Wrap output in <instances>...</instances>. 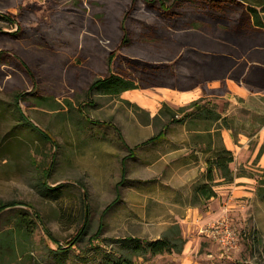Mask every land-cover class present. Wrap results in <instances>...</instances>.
<instances>
[{
    "label": "rangeland",
    "instance_id": "obj_1",
    "mask_svg": "<svg viewBox=\"0 0 264 264\" xmlns=\"http://www.w3.org/2000/svg\"><path fill=\"white\" fill-rule=\"evenodd\" d=\"M163 1L165 8L186 13L197 11L202 2ZM238 1L254 2L237 0L223 5L221 12L234 28L245 17ZM160 5V0H0V201H21L33 207L18 205L0 214V264H100L110 248L108 239L134 235L148 240L160 238L171 235L172 225H178L183 239L184 235L195 234L188 252L195 262L186 264H264V167L258 166L264 160V88L242 83H236L237 87L228 79L215 80L206 85L216 92L198 90L189 96L185 92L190 88L158 85L161 77L152 74L145 64L129 65V59L134 58L153 66H170L192 46L201 52L194 55L198 59L207 51L240 53L243 47L239 43L262 42L264 33L235 38L238 44L234 46L197 17L190 18L192 26L181 21L179 27H173L169 18L158 14ZM125 30L128 34L123 44ZM186 42L189 45L185 46ZM111 51L116 52L113 64L108 60ZM19 60L33 70L35 82ZM111 69L138 86L115 96L103 88L88 92L90 84L107 76ZM185 72L183 68L178 73ZM163 90L173 95L164 96ZM132 91L155 97L154 108L129 97ZM17 93H24L19 105L25 115L52 142L20 118L15 106ZM202 98L201 104L225 117L226 122L217 121L222 142L225 144V137L237 144L242 159L233 164V181L239 177L236 185L242 190L249 188L238 195L228 188L223 196L232 227L240 234V246L235 251L222 249L201 234L198 225L190 230L184 220L188 207L200 204L192 192L202 179L194 177L196 168L202 165L193 162L190 150L178 146L192 140L196 130L210 122L174 119L183 117L179 108ZM85 118L118 130L120 140L132 148L133 154L105 146L110 151L106 163L93 160L89 166L79 164L70 172L53 165L44 179L50 159L54 156L57 164L56 156L67 138L77 134V121L82 126L89 123ZM214 127L211 125L212 132ZM162 130L165 139L136 147ZM246 139L242 151L239 141ZM88 147L96 154L101 148L92 144ZM249 153L254 158L248 163ZM125 156L132 159L128 162L131 167L124 171L121 159ZM187 156L190 164L184 159ZM42 180L50 187H61L44 195L38 189ZM242 181L249 182L250 187L241 186ZM234 182L225 184L232 186ZM83 189L88 191L90 224L82 239L62 253L57 247L66 246L83 224ZM200 209H205L203 204ZM217 217H205L199 223ZM100 223L101 236L90 241ZM181 256L182 251L135 255L132 259L135 264H185L179 261Z\"/></svg>",
    "mask_w": 264,
    "mask_h": 264
},
{
    "label": "trees",
    "instance_id": "obj_2",
    "mask_svg": "<svg viewBox=\"0 0 264 264\" xmlns=\"http://www.w3.org/2000/svg\"><path fill=\"white\" fill-rule=\"evenodd\" d=\"M200 1L202 2L197 11H192L193 13H186V11H176L170 7L165 8V2L163 0H160L161 5L158 8V14L163 16L164 18H169L170 20H168L169 22H172L171 25H173V27H179V23L181 21L186 25L192 26V23H190L192 22L190 18L197 17V19H201L205 23L210 24L215 32H221L223 34L221 38H223V40L227 43L230 41L234 46H237L238 44L235 41V38H251L254 34L258 35L261 32L264 33V0H253L254 2L252 4L240 3L238 1V4H242L245 17L243 18V21L240 22L242 24V27H240V23H237L238 27L236 28L232 27L231 24H229L230 19L226 14H223L221 10L224 8V4L237 3V0ZM153 31H155V29H153ZM127 34L128 32L125 30V37L122 40L123 44H125L127 41ZM181 35H185L186 37L188 33H183ZM189 43L190 42H186L185 46L189 45ZM203 43L205 42H202L201 45H203ZM239 46L243 47V49L241 50L242 52L240 53H234L232 51L229 55L227 54V52L224 53L210 50L211 52H205L206 55L204 57L201 56L200 59L195 58L194 55L201 54V52H199L195 47L192 46L182 54V56L180 57L181 60L172 63V65L170 66H153L151 63H143L141 60L134 58L129 59V61L131 62L129 63V65L133 68L137 64H140L141 66L145 64V68L147 67L152 69V74L161 77L159 83H157L158 85H166L170 88L174 87L180 89H188L196 85L194 83L195 80L202 82L216 79L223 80L225 78H233L238 83H242L250 88H264V41L258 43L251 42L248 43V45H242L239 43ZM115 57V51H111L108 53L109 64H113L115 62ZM19 62L27 70L33 82H35L33 70L26 63H23L20 60ZM183 68L186 70V72L185 74L180 75V73L178 72ZM135 69L139 71L138 68ZM159 71H165V73H161ZM178 80L182 81L183 84H176L175 81ZM137 86L138 85L134 83L132 79L126 78L111 69L107 76L93 81L90 84L88 90L93 91V89L103 88L105 92L116 95L121 91L130 90L131 88H136ZM23 94L24 93H17L15 96V106L18 108L20 118L27 126L33 127L35 130H37L38 133L41 134L46 141H51L50 136L46 132H44L34 122L28 119L21 106L19 105V100L23 98ZM202 100L203 98L193 100L187 108H179L178 111L183 114V117L180 119H174L180 122H184L185 120H188V118L193 122L204 120L209 121L210 124L212 123L211 125L214 124L215 126L214 132H212L211 125L208 124L203 129L196 130L197 133L192 137V141L194 142L196 147L198 149H201L203 152L205 151L208 153V155L205 157L207 164L205 172L206 180H204V182H198L193 186V195L201 205L204 204L205 201L210 197L216 196V191L213 187L215 184L213 182L214 169H219L220 172H222V177L224 178L226 183H232L234 178V172H232L229 167L232 161H234V155L233 152L228 150L223 144L221 131L219 129L221 127L219 125L220 123H218L217 125L218 120L226 122V119L219 112H216L215 110L210 108H206L204 103L201 104ZM188 108L192 111H188L186 113V109ZM171 116L174 118V111L172 112ZM162 135L163 131H160V133L150 137L146 142H143L142 144H146L147 142H158L163 138ZM213 136H215L217 140L213 141ZM203 144L204 146L202 148L201 145ZM49 162L51 163L49 169H46L45 171L43 170L44 172L42 177L44 179L49 176L50 170H52L53 165H55V157L53 156ZM43 183L45 184V187L39 189V191H41L44 195H47L51 191L53 192L54 190H58L60 188V185L50 188L48 186V182L43 181ZM87 200L88 191L84 190L83 201L81 204L83 207V224L77 230V234L67 242L66 246L62 247L59 245L57 247L58 250H61L62 253L70 250L71 246L75 245L86 234L85 232L90 224V205L88 204ZM114 203H112V205H109L105 209L104 214L114 205ZM18 205L26 206L31 210L33 209V207L28 203H24L21 201H0V214L4 212V210ZM34 216L42 222L37 213H34ZM102 228L103 224L100 223L96 232L91 236L90 241H93V239L99 238L101 236ZM170 231L171 235L164 234L163 237L149 240L137 237L135 235L108 239L110 241V248L105 251L102 262L100 264H135L132 259V256L135 255L143 256L149 253L155 255L163 254V252L178 253L182 251L184 247V239L180 236L178 225H172ZM91 247L93 248L96 246L94 245ZM88 251H86L85 253H88Z\"/></svg>",
    "mask_w": 264,
    "mask_h": 264
},
{
    "label": "crops",
    "instance_id": "obj_3",
    "mask_svg": "<svg viewBox=\"0 0 264 264\" xmlns=\"http://www.w3.org/2000/svg\"><path fill=\"white\" fill-rule=\"evenodd\" d=\"M230 81H232V80H230ZM232 83L234 84V86H237V84L235 82L232 81ZM237 87H239V86H237ZM88 89H89V87H88ZM94 90H101V89H93V91ZM198 90L201 91L200 87L193 88L191 90L186 91L185 93H187L189 96H192L193 94L197 93ZM125 91H129V90H125ZM88 92H90V91H88ZM121 92H124V91H121ZM121 92H119L117 94H120ZM107 94L115 96V94H110V93H107ZM85 119L89 123L88 124L84 123L82 126V122L77 121L78 123L77 122L76 123L79 124L80 126L78 127V131L75 132V133H77L76 136H74L72 138L68 137L67 138L68 142L66 143L65 146L62 147L64 149L59 153V155L56 156L57 164L55 163V165H58L60 170L65 167L70 172L71 170H73V167H75L76 165L78 166L79 164L84 163V164H87L89 166L94 161H96V163H100V162L106 163L107 162L106 157L110 151H108L107 147H105V146L112 147V148L116 149V151L117 150L122 151V149H125V150L127 149V151L130 154H133L132 148H130L129 146H125L124 143L122 142V140H120L121 136H120V132L118 130H115L111 125H106L103 122L101 123V122H98L95 120H90L89 118L88 119L85 118ZM164 135H165V131H163V135H162L163 138L162 139H165ZM142 143H137L136 147L139 148L140 145H143ZM176 143L178 144V142H176ZM224 143H225L224 144L225 147L228 150H230L231 152H233V155H234V161H232V163L230 164V169L232 171L233 164L235 163V161L237 159H241V157L239 156L240 152L236 151L237 147L239 149H240V147L237 144L235 145L231 139H229V138L226 139L225 137H224ZM239 143L242 144L241 150L244 151L245 150L244 148L247 144V139H246V142H242V140H240ZM89 144H92L93 146H96V147H101V148H98L97 154L93 153L89 150V147H88ZM181 146L185 147L186 150L191 151L189 156H192L193 159H195V160H193V162L197 163L198 166L202 165L200 167L197 166L199 169L196 168L197 173L195 174L194 177L197 176V178H195V180L202 178L199 182H204V180H206V176H205L206 173L205 172H206V167H207L205 157L208 155V153L205 151L203 152L201 149H198L191 139L187 142H184V143L181 142L180 146H178V147L180 148ZM100 151H101V153H100ZM257 153H258V150L254 154L256 155ZM186 155H188V154H186ZM189 156H187V158H184V159H186L185 161H187V162L191 161L189 159L190 158ZM252 156L253 155L249 153L248 159H250V160L247 161L248 163L254 158V156L253 157ZM131 159H132L131 157H127V156H125L124 158L121 159L122 168H124V171L127 169L126 167H129V166L131 167V165L128 164V162ZM240 161H242V159ZM193 162H191V163H193ZM199 163H200V165H199ZM189 164H190V162H189ZM258 166L264 167V160L260 161L258 163ZM213 172H214V181L213 182L215 183L213 187L216 191V196H212L205 201V203L203 204L205 207L204 210L200 209L201 204L191 205V207H188L186 214H185L186 217L184 220L187 221L188 228L190 230L192 228L196 229L197 223L200 222L201 219L203 220L205 217L209 218V217H212L215 215H218V217L220 216V214L222 212V208L224 207L222 204L223 198H224L223 196L227 192L228 188H230V189L232 188L233 193L235 195H238L241 193H246V191L249 189V188L248 189L245 188L242 190L238 185H236L237 183H239L238 182L239 177H237L235 179V182L233 181L234 182L233 185L230 186L228 184H225L226 182H222V181L219 182L221 179H224L222 177V172H220L219 169L218 170L214 169ZM234 176H235V174H234ZM247 179L249 180V178H247ZM216 180H217V183L219 182L218 184H216ZM43 181L44 180H42L41 182L38 183V189H42L43 187H45V184L43 183ZM242 183H243V185H241V186L250 187L249 182L246 183V182L242 181ZM50 188H53V187H50ZM193 189H194V187H193ZM117 202L118 201H116L115 203H117ZM194 235L195 234L190 235V233L188 236L184 235V244H183L184 247L182 249V256L179 257V259H180L179 261L181 263L183 262L186 264V263H190V262L191 263L195 262L194 256L188 254L189 250H192V246H193V242H194V238H195Z\"/></svg>",
    "mask_w": 264,
    "mask_h": 264
},
{
    "label": "built area",
    "instance_id": "obj_4",
    "mask_svg": "<svg viewBox=\"0 0 264 264\" xmlns=\"http://www.w3.org/2000/svg\"><path fill=\"white\" fill-rule=\"evenodd\" d=\"M199 221V220H198ZM201 234L213 239L224 250L235 251L239 248L240 234L232 227L225 207L219 217L204 223H197Z\"/></svg>",
    "mask_w": 264,
    "mask_h": 264
},
{
    "label": "bare ground",
    "instance_id": "obj_5",
    "mask_svg": "<svg viewBox=\"0 0 264 264\" xmlns=\"http://www.w3.org/2000/svg\"><path fill=\"white\" fill-rule=\"evenodd\" d=\"M163 94L164 96H172V92L168 91V90H163ZM129 97H131L132 99L136 100L138 103H140L143 106H150L151 108H154L155 102L154 99H150L149 97H147V94H143V92L140 91H132L130 94H128ZM156 97L157 94L155 95Z\"/></svg>",
    "mask_w": 264,
    "mask_h": 264
},
{
    "label": "flooded vegetation",
    "instance_id": "obj_6",
    "mask_svg": "<svg viewBox=\"0 0 264 264\" xmlns=\"http://www.w3.org/2000/svg\"><path fill=\"white\" fill-rule=\"evenodd\" d=\"M227 79L228 80H232L233 82H235V83L238 84V82L236 80H234L233 78H225V79H223V81L224 80H227ZM216 80H221V79H216ZM209 81H215V80H207V81H202V82H200L198 80H195L194 83L196 85L193 86L192 88L200 87L201 91H203L204 93H207V94H209L210 92H216L217 89L214 90L212 88L207 87L206 83L209 82ZM175 83L178 84V85H182L183 84V82L182 81H179V80L178 81H175ZM192 88H190V89H192Z\"/></svg>",
    "mask_w": 264,
    "mask_h": 264
}]
</instances>
